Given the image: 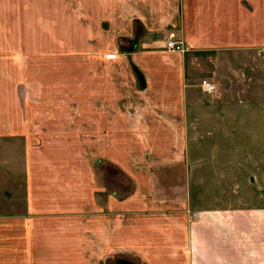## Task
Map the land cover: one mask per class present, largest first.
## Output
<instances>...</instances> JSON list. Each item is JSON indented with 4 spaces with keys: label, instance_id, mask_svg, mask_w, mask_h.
<instances>
[{
    "label": "crops",
    "instance_id": "crops-1",
    "mask_svg": "<svg viewBox=\"0 0 264 264\" xmlns=\"http://www.w3.org/2000/svg\"><path fill=\"white\" fill-rule=\"evenodd\" d=\"M160 1H127L129 13L146 24L148 43L157 39L159 32H166L167 38L184 37L178 20L167 16L171 9ZM150 70L152 79H146V90L141 95L150 110L137 111L135 119L127 115L131 121L126 126L137 141L121 147L115 142L113 85L107 82L69 84L74 91L67 95L72 96L59 97L63 102L52 106L55 115L49 112L43 116L47 119L43 125H36V111L29 95H25L22 105L17 101L11 111L0 112V137L26 136L21 150L22 169L17 171L20 180L23 178L24 202H11L12 206L0 208V264H100L116 250L136 252L152 264H264V179H249L251 201L245 192L249 185L241 180L240 197L245 201L233 206L228 205L221 186L211 204V186L206 184L212 182V174L218 175L214 183L227 181L228 164L225 158L221 162V156L226 154L231 159L232 152L236 154L242 148L235 138L243 135L246 127L237 123L228 126L227 120L234 118L227 110L220 111L219 142H211L210 138L207 142L205 138L202 146L195 145L192 136L198 128L194 127V98L185 105L183 94L179 93L180 98H175L178 105L170 106L171 112L164 113L166 99L156 89L158 70L164 68L156 64ZM176 77L177 86L184 82L183 75ZM26 85L32 87L28 80ZM161 85L165 86L163 82ZM182 87L186 89L184 84ZM61 91L58 89L57 93ZM40 104L45 106L42 100ZM234 113L235 118L241 116ZM259 113L251 107L249 116L259 123L264 144V113ZM202 115L203 132H197L210 133L211 111H203ZM163 127L172 128L170 133L177 136L170 149L174 155L158 145V131ZM252 131L250 134L254 135ZM35 134L40 139L38 144ZM226 135H230L231 144ZM211 146H217L213 152L218 151L219 159L212 160ZM247 146L251 147L249 143ZM148 151L152 152L150 157ZM102 159L122 168L135 184L132 192L120 197L100 180L97 167ZM165 163L187 168L184 193L172 199L158 197V175L152 170ZM11 188L13 192L14 186ZM12 192L3 190L9 199ZM164 255L172 257L173 262Z\"/></svg>",
    "mask_w": 264,
    "mask_h": 264
},
{
    "label": "rangeland",
    "instance_id": "rangeland-1",
    "mask_svg": "<svg viewBox=\"0 0 264 264\" xmlns=\"http://www.w3.org/2000/svg\"><path fill=\"white\" fill-rule=\"evenodd\" d=\"M127 1L0 0V112L11 111L17 101L22 105L25 95H29L36 111V125H43L47 120L43 116H48L49 112L55 115L52 106L63 102L59 97L72 96L67 95L74 91V86L69 84L96 81L103 85L107 82L113 85L115 142L121 147L137 141L126 126V122L131 121L127 115L150 110L141 95L146 90V79H152L153 72L149 69L161 65L164 70H158L156 89L166 99L162 107L164 113L171 112L170 106L178 105L175 98H180L179 93H182L185 105L187 100L191 103L194 98L197 116L194 127L198 128L197 131L203 132V111H211L213 116L211 132L205 134L195 130L192 143L202 146L205 138L219 142L220 111L225 113L227 110L234 118L227 120L228 126L234 127L237 123L246 127L243 135L235 138L237 145L241 142L242 148L236 150V154L232 152L231 159L226 158V154L221 156V162L225 158L228 164L227 181L214 183L218 175L212 174V182L206 184L211 186L208 193L211 204L214 195L220 191L218 186H221V191L225 188L229 206L242 205L245 199L240 197L241 180L249 185L245 192L251 201L249 179L252 176L264 179L261 128L259 130V123H254L255 119L249 116L251 107L264 113V0H159L163 7L165 4L166 9H171L167 16L172 21L178 20L182 29L184 37H171L183 42L184 50L181 51H169L164 47L168 39L166 32L160 35L159 32L158 38L148 43L146 24L129 13ZM133 46L135 49L129 50ZM178 75H183L184 82L177 86L175 79ZM141 78H144V86ZM206 79L216 86L214 90L202 86ZM27 80L32 87L26 85ZM171 82L174 86L167 87ZM182 84L186 89L183 90ZM58 89L62 91L57 93ZM41 100L45 106L40 104ZM234 111L241 116L235 118ZM59 112L63 111L60 109ZM135 118L137 116H133ZM253 123L254 131L251 130ZM171 129L163 127L162 132L158 131V145L168 149L169 155H174L170 149L175 146L176 141L172 143V139L176 135L170 133ZM251 131L254 135L250 134ZM37 135L36 144L40 143ZM229 136H225L227 143H230ZM24 142L26 136L0 137V208L12 206L11 202H24L23 178L20 180L21 175L17 173L22 169ZM211 148L212 160L219 159L218 151L213 152L217 146ZM151 153L148 151L147 156L150 157ZM118 154L116 151V157ZM170 164L152 167L158 175L156 184L160 198L172 199L182 195L187 185V168ZM97 169L100 180L114 188L120 197L133 191L135 184L116 162L102 159ZM11 185L14 186L13 192ZM195 186L200 188L201 185ZM4 189L13 193L12 199L5 196ZM164 257L173 262L169 255ZM118 258H127L131 262H122ZM122 263L152 264L136 252L121 250L107 255L100 264Z\"/></svg>",
    "mask_w": 264,
    "mask_h": 264
},
{
    "label": "built area",
    "instance_id": "built-area-1",
    "mask_svg": "<svg viewBox=\"0 0 264 264\" xmlns=\"http://www.w3.org/2000/svg\"><path fill=\"white\" fill-rule=\"evenodd\" d=\"M164 47L166 49H168L169 51H181V50H184V45H183L182 41L174 40V39H171V38H168L165 41ZM202 86L205 89L209 90V91L214 90L215 87H216L213 83H211L207 79L203 81Z\"/></svg>",
    "mask_w": 264,
    "mask_h": 264
},
{
    "label": "trees",
    "instance_id": "trees-1",
    "mask_svg": "<svg viewBox=\"0 0 264 264\" xmlns=\"http://www.w3.org/2000/svg\"><path fill=\"white\" fill-rule=\"evenodd\" d=\"M118 259H120V258H118ZM120 260H122V262H128V261L131 262V260H128L127 258H121ZM132 263H135V262L132 261ZM122 264H125V263H122Z\"/></svg>",
    "mask_w": 264,
    "mask_h": 264
},
{
    "label": "water",
    "instance_id": "water-1",
    "mask_svg": "<svg viewBox=\"0 0 264 264\" xmlns=\"http://www.w3.org/2000/svg\"><path fill=\"white\" fill-rule=\"evenodd\" d=\"M135 49V47L133 46V47H131V48H129V50H134ZM141 83H142V85L144 86L145 85V81H144V78H141Z\"/></svg>",
    "mask_w": 264,
    "mask_h": 264
}]
</instances>
